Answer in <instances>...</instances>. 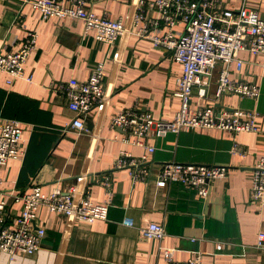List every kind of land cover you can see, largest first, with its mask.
I'll return each instance as SVG.
<instances>
[{"label": "crops", "instance_id": "crops-1", "mask_svg": "<svg viewBox=\"0 0 264 264\" xmlns=\"http://www.w3.org/2000/svg\"><path fill=\"white\" fill-rule=\"evenodd\" d=\"M144 0V13L158 16ZM138 0H89L87 7L98 16L121 19L130 28ZM264 20V0H244ZM239 0L226 6L237 8ZM177 29L181 26L177 25ZM37 32L35 48L24 64V76L7 83L0 70V122L15 119L24 136L20 159L0 163L1 190L19 191L33 182L48 195L53 188L71 185L85 188L93 203L110 199L106 219L92 222L50 212L42 207L35 224L44 228L40 248L10 257L0 252V264H165L162 248H174L176 261L202 254L201 264H264V245L256 246L264 232V205L250 199L252 168L264 156V53L241 51L240 68L231 65L230 75L258 85L256 98L227 94L219 100L213 93L222 63H218L207 87V100L218 108L254 110V131L185 129L151 136L143 146L124 141L111 118L120 110L150 111L155 119L170 120L180 107L173 95L181 65L171 52L146 38L121 35L114 43L99 41L84 32L77 19L42 18L30 4L0 1V52L14 51L27 31ZM103 64L102 84L107 95L79 118L84 129L70 126L79 116L57 90L71 78L86 80L97 64ZM196 96L194 89L193 100ZM244 153L233 152L234 144ZM121 151L132 157L146 155L150 177L134 180L128 168H114ZM163 162L228 166L224 177L211 180L206 196L173 181L160 183ZM108 175L110 194L100 182ZM4 196H7L3 194ZM21 205L12 204V219ZM123 220H130L127 225ZM148 222L161 223L165 235L150 239L138 231ZM220 244V249L217 245Z\"/></svg>", "mask_w": 264, "mask_h": 264}, {"label": "built area", "instance_id": "built-area-1", "mask_svg": "<svg viewBox=\"0 0 264 264\" xmlns=\"http://www.w3.org/2000/svg\"><path fill=\"white\" fill-rule=\"evenodd\" d=\"M3 1V0H0ZM37 9L42 18L77 19L83 23L84 32H93L99 41L114 43L124 34L146 38L154 46L171 52V58L181 65V74L173 95L180 99V107L170 120L155 119L150 111L124 109L118 111L110 121L112 128L120 129L124 141L143 146L148 152L154 146L146 143L151 136H162L167 132L178 133L185 129H220L231 132L254 131L257 113L240 107L218 108L206 102L210 77L218 63L222 66L214 90L213 99L219 100L227 94H238L256 98L259 87L256 83L237 80L230 75L231 65L240 68L241 51L251 54L264 53V20L258 11L248 8L239 0L237 8L226 6L228 0H150L158 16L149 18L144 13V0H138L132 14L130 28L121 19L98 16L87 7L89 0H20ZM181 28L177 29L176 26ZM37 32L27 31L20 45L14 51L0 52V70L7 73V83L15 78L31 80L24 76V64L35 48ZM103 64H97L84 81L71 78L66 84H59L57 90L68 99V107L78 118L70 126L83 130L79 119L95 106H103L107 97L102 84ZM194 89L196 96L193 100ZM23 128L15 119L0 122V163L20 159L24 154ZM233 152L244 153L234 144ZM150 161L146 155L132 157L121 151L114 168H128L134 180L150 177ZM228 166L200 163L163 162L157 175L160 183L173 181L195 188L199 195L206 196L211 180L224 177ZM3 180L0 178V186ZM110 194L108 175L101 177ZM3 194L7 195L4 196ZM250 199L264 205V156L259 157L252 168ZM110 199L93 203L85 188L71 185L63 191L58 187L48 195L42 193L41 185L33 182L28 188L4 192L0 187V252L10 257L35 252L40 248L44 228L35 224L40 208L77 220L92 222L106 219ZM21 205L12 219V204ZM130 225V220H123ZM141 235L160 240L165 235L164 227L158 222L140 225ZM264 245V232L257 234L256 246ZM220 249V244L217 245ZM165 264H201L200 252L186 261H176L174 248H162Z\"/></svg>", "mask_w": 264, "mask_h": 264}]
</instances>
